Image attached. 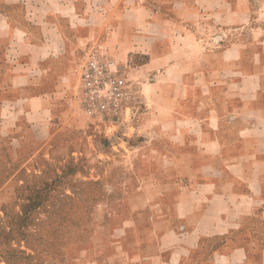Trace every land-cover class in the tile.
Masks as SVG:
<instances>
[{
	"label": "crops",
	"instance_id": "0c3cea01",
	"mask_svg": "<svg viewBox=\"0 0 264 264\" xmlns=\"http://www.w3.org/2000/svg\"><path fill=\"white\" fill-rule=\"evenodd\" d=\"M201 17L222 40L249 36L208 44ZM263 20L264 0H0V116L24 117L39 140L100 119L119 138V121L78 101L103 37L139 94L121 117L138 165L125 263L264 264Z\"/></svg>",
	"mask_w": 264,
	"mask_h": 264
},
{
	"label": "rangeland",
	"instance_id": "374dc122",
	"mask_svg": "<svg viewBox=\"0 0 264 264\" xmlns=\"http://www.w3.org/2000/svg\"><path fill=\"white\" fill-rule=\"evenodd\" d=\"M253 8L263 12V5ZM212 22L202 17L195 21L199 38L208 44L249 36L246 26L228 31L222 40ZM81 23L90 27L91 21ZM99 40H92L87 59L115 62L134 93L131 107L139 94L126 73L129 66ZM78 101L82 114L98 118L86 114ZM121 117L113 119L119 121L117 139L100 119L98 131L88 121L90 132L56 129L52 137L39 140L24 117L0 116V264H126L122 250L134 253V213L127 201L138 165L125 161L123 138L128 136Z\"/></svg>",
	"mask_w": 264,
	"mask_h": 264
},
{
	"label": "built area",
	"instance_id": "2783aa9c",
	"mask_svg": "<svg viewBox=\"0 0 264 264\" xmlns=\"http://www.w3.org/2000/svg\"><path fill=\"white\" fill-rule=\"evenodd\" d=\"M81 81L82 101L91 116L119 118L134 99L128 80L113 61L90 57Z\"/></svg>",
	"mask_w": 264,
	"mask_h": 264
}]
</instances>
